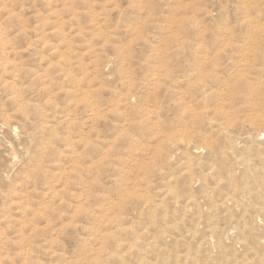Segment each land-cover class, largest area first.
Wrapping results in <instances>:
<instances>
[{
  "label": "rangeland",
  "instance_id": "374dc122",
  "mask_svg": "<svg viewBox=\"0 0 264 264\" xmlns=\"http://www.w3.org/2000/svg\"><path fill=\"white\" fill-rule=\"evenodd\" d=\"M263 205L264 0H0V264H264Z\"/></svg>",
  "mask_w": 264,
  "mask_h": 264
},
{
  "label": "bare ground",
  "instance_id": "6f19581e",
  "mask_svg": "<svg viewBox=\"0 0 264 264\" xmlns=\"http://www.w3.org/2000/svg\"><path fill=\"white\" fill-rule=\"evenodd\" d=\"M249 174H250V173H249ZM250 175H251V174H250ZM229 177H230V176H229ZM233 178H234V177H233ZM229 179H230V178H229ZM246 180H247V179H246ZM231 182L233 183V181H231ZM234 182H235V181H234ZM246 183H247V182H246ZM235 184H236V183H235ZM247 184H248V183H247ZM247 184H246V185H247ZM233 186H234V185H233ZM233 186H232V187H233ZM235 188H236V187H234V189H235ZM247 188H248V186H247ZM250 190H251V189H250ZM250 190H249V191H250ZM245 194H246V193H245ZM246 195H247V194H246ZM246 195H245V196H246ZM249 198H250V197H249ZM263 206H264V205H263ZM211 225H213V224H211ZM213 227H214V226H213ZM208 228H209V225H208ZM214 229H215V228H214ZM209 231H210V230H209ZM262 256H263V255H262ZM259 264H260V262H259Z\"/></svg>",
  "mask_w": 264,
  "mask_h": 264
}]
</instances>
